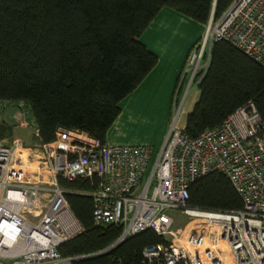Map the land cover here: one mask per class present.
<instances>
[{
  "label": "built area",
  "instance_id": "2783aa9c",
  "mask_svg": "<svg viewBox=\"0 0 264 264\" xmlns=\"http://www.w3.org/2000/svg\"><path fill=\"white\" fill-rule=\"evenodd\" d=\"M218 39L264 68V0H231L219 15L210 13L177 78L181 99L196 87L208 65L211 43ZM178 107L171 112L154 157L147 144L100 143L84 131L58 128L52 141L38 145L45 178L40 172L27 176L21 158L25 148L18 139L10 143L0 139V264H76L84 257L57 251L81 229L57 176L97 179L89 192L91 219L94 224L121 227L117 239L104 250L149 228L165 242L142 249L148 264H225L216 247L218 240L226 242L230 264H264V123L253 102L248 100L195 137H188L177 124ZM211 171L227 177L241 200L240 209L187 204L189 183ZM171 209L202 224L208 245L187 250L182 235L190 236L193 227L172 230L173 219L167 213Z\"/></svg>",
  "mask_w": 264,
  "mask_h": 264
},
{
  "label": "trees",
  "instance_id": "16d2710c",
  "mask_svg": "<svg viewBox=\"0 0 264 264\" xmlns=\"http://www.w3.org/2000/svg\"><path fill=\"white\" fill-rule=\"evenodd\" d=\"M231 0H0V101L26 107L38 144L58 128L77 129L104 143L118 102L153 67L156 56L139 36L165 6L204 24ZM177 84V80H176ZM198 97L183 131L195 137L251 100L264 123V68L229 42L211 43ZM6 131V132H5ZM11 128L0 123V139ZM80 231L57 247L76 264H148L142 249L165 242L146 228L113 246L121 227L94 224L92 178H56ZM187 204L238 210L241 200L227 177L211 171L187 187Z\"/></svg>",
  "mask_w": 264,
  "mask_h": 264
},
{
  "label": "crops",
  "instance_id": "0c3cea01",
  "mask_svg": "<svg viewBox=\"0 0 264 264\" xmlns=\"http://www.w3.org/2000/svg\"><path fill=\"white\" fill-rule=\"evenodd\" d=\"M177 15L176 11L161 7L140 34V42L155 54L156 62L118 102L119 112L105 133L106 144H147L152 148L151 157H154L162 146L170 124L171 109L178 97L177 124L184 126L186 114L191 110L199 92L194 86L181 99L182 92L176 93V80L186 52L201 33L203 24H194L187 18V33H179L178 29H174L179 28L178 24L174 25L179 19ZM152 121L155 126L148 129L147 124ZM140 126H143V131L136 129Z\"/></svg>",
  "mask_w": 264,
  "mask_h": 264
},
{
  "label": "rangeland",
  "instance_id": "374dc122",
  "mask_svg": "<svg viewBox=\"0 0 264 264\" xmlns=\"http://www.w3.org/2000/svg\"><path fill=\"white\" fill-rule=\"evenodd\" d=\"M175 12V11H174ZM177 13V12H176ZM179 15L178 22H174L175 24H178V27H175L174 29L183 33H187V17L181 15L180 13H177ZM177 15V16H178ZM183 16V17H180ZM191 20V19H188ZM193 20H191L192 22ZM194 24H196L195 21H193ZM189 25V24H188ZM182 89V88H181ZM181 91V90H180ZM179 91V93H180ZM177 93V90H176ZM180 97H178L175 102L177 103L174 108L172 107L171 112H175L176 106L179 104ZM31 116L29 115L27 109L23 105H16L14 103H9L5 101H0V123L3 124L6 128H11V134L6 135L3 140L5 143H10L13 139H18L22 145V147H26V151H22L21 158L23 160L24 169L26 170L27 176L30 178L35 175L36 172H40V174L45 178V171L42 169L41 166V160L42 155L39 148V144L35 141L34 138V126L31 122ZM178 122V121H177ZM155 126V123L152 121L151 123L147 124L148 129H153ZM143 126L136 127L137 130H141ZM139 131V132H140ZM6 132V131H5ZM148 134H151L148 132ZM28 157L26 158V156ZM33 156V157H32ZM38 156V157H37ZM41 167V168H40ZM167 213L172 217L173 223L171 229L174 230L175 228H182V226H186L185 230H188L191 226V234L188 235H182L183 241L186 243H183V245L186 246L187 250H198L200 248V245L202 244V247L204 248L206 245H208L207 236L205 233L201 232V226L202 224H197L195 221H189L188 218L183 216L177 209H171L167 210ZM192 235V237H191ZM174 242H179V240H174ZM191 242H194V246ZM182 245V241L179 242ZM216 247L219 249L218 253L220 257L224 260L225 264H230L231 262V256L229 254V250L227 247V244L224 240H218ZM208 248L206 249V251ZM210 250V249H209ZM210 252H212L210 250Z\"/></svg>",
  "mask_w": 264,
  "mask_h": 264
}]
</instances>
